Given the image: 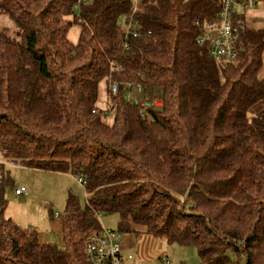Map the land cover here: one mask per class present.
Returning <instances> with one entry per match:
<instances>
[{
    "label": "trees",
    "instance_id": "obj_1",
    "mask_svg": "<svg viewBox=\"0 0 264 264\" xmlns=\"http://www.w3.org/2000/svg\"><path fill=\"white\" fill-rule=\"evenodd\" d=\"M77 2L0 0L18 29H0V264H90L86 243L106 230L195 246L201 264H264V29L246 24L223 68L198 43L217 0ZM137 85L162 104L141 113ZM5 161L83 176L85 206L68 196L60 243L6 216Z\"/></svg>",
    "mask_w": 264,
    "mask_h": 264
},
{
    "label": "rangeland",
    "instance_id": "obj_2",
    "mask_svg": "<svg viewBox=\"0 0 264 264\" xmlns=\"http://www.w3.org/2000/svg\"><path fill=\"white\" fill-rule=\"evenodd\" d=\"M69 19L72 20L74 18L70 17ZM2 28L8 29L11 35L17 34L18 29L16 25L4 14H0V29ZM140 95L135 90L131 92L132 99ZM107 108L104 110H108ZM4 163L10 171L14 182V185L7 189L8 204L5 212L6 216L21 227L36 229L40 234L46 233L49 243H60L61 236L59 232L51 229V220L59 218V214L64 213L67 198L70 194L76 195L80 204L85 206L87 193L84 183L80 181V178L84 180L83 176L71 172L62 173L30 168L25 165H20L22 164L21 162ZM18 186H24L27 189V193L17 196L15 194V188ZM50 213H53V217L50 216ZM100 219L103 228L118 229L120 219L118 214L104 213ZM154 239L157 244L163 243L162 251L165 252L173 263L201 264V258L195 246L168 243L161 238ZM133 251L135 252V249ZM162 251H159L155 255L151 254V258L153 259L141 260L142 262H146V264H157L159 262V256H162L164 253Z\"/></svg>",
    "mask_w": 264,
    "mask_h": 264
},
{
    "label": "built area",
    "instance_id": "obj_3",
    "mask_svg": "<svg viewBox=\"0 0 264 264\" xmlns=\"http://www.w3.org/2000/svg\"><path fill=\"white\" fill-rule=\"evenodd\" d=\"M90 0H78L75 9L79 10L82 3ZM220 4L219 23L216 26L206 25L202 28V34L198 38V43L203 44L209 41V49L211 55L219 62L221 67H225L227 63L236 62L245 49L244 34L247 29L245 15L247 11L255 5L254 0H217ZM138 0H135V7ZM121 23L126 29V35L133 34L137 36L136 22L133 15H123ZM132 86V84H130ZM136 92H141L142 87L137 85ZM130 101L136 103L141 113L147 112L151 107L162 104V100L157 96H149L143 94L142 97L131 98ZM22 165V164H20ZM84 183V180L80 178ZM26 193L23 186L15 188L16 195ZM123 245L115 238V233L106 230L101 233L92 235L85 247L87 260L90 264H136L133 259L134 255H124ZM159 264H175L167 255L159 256ZM194 264V263H186Z\"/></svg>",
    "mask_w": 264,
    "mask_h": 264
},
{
    "label": "crops",
    "instance_id": "obj_4",
    "mask_svg": "<svg viewBox=\"0 0 264 264\" xmlns=\"http://www.w3.org/2000/svg\"><path fill=\"white\" fill-rule=\"evenodd\" d=\"M254 7L247 11L245 18L248 25L255 29H264V0H254ZM80 33V27L78 25H73L68 32V38L71 42L77 43ZM259 76L264 78V54H263V66L260 70ZM143 93L139 96L142 97ZM100 109L107 108V89L105 81L102 82L100 86V98L97 103ZM113 117H108V123H112ZM0 161H4L0 157ZM7 162V161H5ZM24 187V186H23ZM26 189V188H25ZM27 191V189H26ZM27 193V192H26ZM23 195V194H22ZM20 196V195H17ZM51 229L53 231L62 232L61 220L60 218L51 220ZM41 240L48 242L46 233H41ZM123 254L134 255V262L136 264H146L142 262L141 259H153L151 254H156L163 249V243L157 244L155 239L147 234L135 235L134 233L125 234L122 236ZM135 249V252L133 251ZM134 252V253H133ZM164 251H162L163 253ZM165 253V252H164ZM136 257V258H135Z\"/></svg>",
    "mask_w": 264,
    "mask_h": 264
}]
</instances>
